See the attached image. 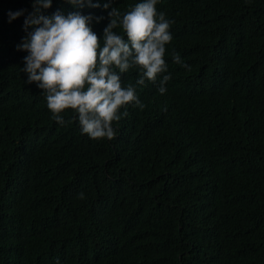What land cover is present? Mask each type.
Masks as SVG:
<instances>
[{"label":"trees","instance_id":"trees-1","mask_svg":"<svg viewBox=\"0 0 264 264\" xmlns=\"http://www.w3.org/2000/svg\"><path fill=\"white\" fill-rule=\"evenodd\" d=\"M140 2L42 11L91 15L102 40L108 12ZM156 8L173 22L166 92L161 77L136 86L143 109L128 105L115 138L93 140L26 83L17 45L32 0H0V264H264V0Z\"/></svg>","mask_w":264,"mask_h":264},{"label":"clouds","instance_id":"clouds-1","mask_svg":"<svg viewBox=\"0 0 264 264\" xmlns=\"http://www.w3.org/2000/svg\"><path fill=\"white\" fill-rule=\"evenodd\" d=\"M68 2L83 6L86 0ZM52 3L53 0H32L33 10L24 20L27 35L17 50L27 53L22 68L28 77L26 83H36L58 124L66 123L62 113L70 109L82 134L93 140H111L116 135L113 122L128 115L127 106L144 107L136 86L145 85V81L156 83L161 77L158 90L166 92L165 85L172 77L170 73L165 75L168 65L164 57L166 45L173 39V22L157 11L158 0H142L123 15L112 8L101 40L93 31L91 15L78 11L44 15L42 10L49 9ZM87 3L99 7L92 0ZM104 8L108 9L109 4ZM23 14V10L10 12L9 22ZM95 19L98 23L102 17ZM117 28L123 35L114 31ZM172 58L181 67H189L178 53H173ZM133 68L139 69V78L135 85L123 86L122 74ZM79 197L83 199L84 194Z\"/></svg>","mask_w":264,"mask_h":264}]
</instances>
